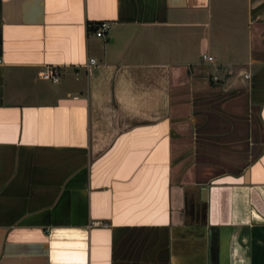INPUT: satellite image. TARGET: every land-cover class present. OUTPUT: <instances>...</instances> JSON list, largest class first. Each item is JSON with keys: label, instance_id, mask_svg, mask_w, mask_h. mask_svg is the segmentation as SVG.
I'll use <instances>...</instances> for the list:
<instances>
[{"label": "crops", "instance_id": "1", "mask_svg": "<svg viewBox=\"0 0 264 264\" xmlns=\"http://www.w3.org/2000/svg\"><path fill=\"white\" fill-rule=\"evenodd\" d=\"M0 264H264V0H0Z\"/></svg>", "mask_w": 264, "mask_h": 264}, {"label": "built area", "instance_id": "2", "mask_svg": "<svg viewBox=\"0 0 264 264\" xmlns=\"http://www.w3.org/2000/svg\"><path fill=\"white\" fill-rule=\"evenodd\" d=\"M109 27V21L107 20H101L98 24L97 27L95 29V33L97 35H103L104 31ZM203 57H206L209 60L213 59V55L211 54H207V53H203ZM95 62V58L93 56L89 57L88 62L87 63H93ZM46 77L51 78L52 80H58L59 76H60V71L59 68L54 66L53 68H49L47 69L44 73H43Z\"/></svg>", "mask_w": 264, "mask_h": 264}, {"label": "trees", "instance_id": "3", "mask_svg": "<svg viewBox=\"0 0 264 264\" xmlns=\"http://www.w3.org/2000/svg\"><path fill=\"white\" fill-rule=\"evenodd\" d=\"M97 24H98V23H97ZM97 24L94 25L95 29H96V27H97Z\"/></svg>", "mask_w": 264, "mask_h": 264}]
</instances>
